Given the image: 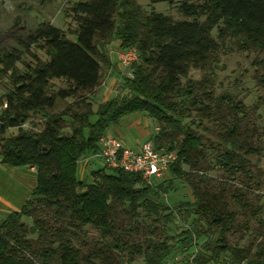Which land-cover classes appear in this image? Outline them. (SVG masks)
Here are the masks:
<instances>
[{
	"label": "trees",
	"instance_id": "1",
	"mask_svg": "<svg viewBox=\"0 0 264 264\" xmlns=\"http://www.w3.org/2000/svg\"><path fill=\"white\" fill-rule=\"evenodd\" d=\"M150 2L179 4L184 20L148 12L138 0H75L69 11L75 40L41 23L27 41L18 38L31 62L0 50V84H11L0 97V162L37 173L31 198L0 225V264H168L195 251L197 264L222 256L230 264H264L257 195L264 132L243 101L216 93L209 76L229 47L258 55L256 79L264 89V0ZM113 43L137 50L134 77L123 76L126 96L94 110L91 97L103 71L113 67ZM192 71L204 76L195 80ZM54 81L66 87L56 88ZM140 114L157 124L154 149L177 154L169 186L164 179L149 185L141 174L105 167L93 171L90 181L81 179L80 165L100 151L101 138ZM13 129L17 134L7 137ZM216 169L221 179L210 175ZM175 179L192 191L193 202L179 207L194 218L171 235L175 213L163 194ZM252 220L258 226L242 247Z\"/></svg>",
	"mask_w": 264,
	"mask_h": 264
},
{
	"label": "rangeland",
	"instance_id": "2",
	"mask_svg": "<svg viewBox=\"0 0 264 264\" xmlns=\"http://www.w3.org/2000/svg\"><path fill=\"white\" fill-rule=\"evenodd\" d=\"M75 0H0V50L13 51L16 54H22L27 62L32 61V57L25 53V49L20 45L18 38L27 41L28 33L36 31L41 23L53 25L64 30L69 39L75 40V31L77 25L69 16V11ZM142 8L148 12L154 11L165 16L172 17L176 21L184 20V17L177 11L179 4L170 5L169 3L151 4L150 0H138ZM217 36V31L213 32ZM109 51L117 50L118 43H113L108 47ZM224 51L220 55L219 64L210 73L214 83L215 91L219 95L222 92H229L237 99L244 102L247 109L250 111L252 120L256 123L259 130L264 132V89L258 85L256 79L257 67L254 65L255 59L258 57L254 53H240L235 50ZM32 52L38 54L43 60H48L47 55L43 50L32 48ZM110 54V53H109ZM111 57V56H110ZM114 57L112 56L111 59ZM264 58V56H261ZM115 59V58H114ZM118 61V59L116 58ZM119 63V62H118ZM1 67V65H0ZM21 72L25 71L22 64H18ZM204 76L203 72L192 71L191 77L199 80ZM123 71L118 68V64H114L113 68L105 70L102 73L101 86L92 95L91 102L93 103L94 110L98 108L101 103L122 98L127 95L126 91L122 90ZM56 88L66 87L65 83L54 81ZM11 84L9 80L5 79L0 84V97L5 95ZM73 99H68L67 102H72ZM63 106V105H62ZM1 112V109H0ZM139 116L138 123H133L136 117ZM40 128L42 127L43 120L36 119ZM132 124V123H131ZM29 125V124H27ZM27 127V126H25ZM142 131V134L140 131ZM157 133V124L152 121L145 114L128 116L123 119L118 125L113 126L109 134L120 139L130 149H136L137 143L141 141V145L151 143V138ZM17 134V130L13 129L7 133V137H12ZM146 137V138H145ZM262 150L261 157L259 158L258 167L263 173L262 180L263 186L257 195L260 196V205L263 206V211L260 217L264 219V134L261 142ZM103 168L101 162L92 160L90 162H82L79 168V177L83 180H91L93 171ZM26 176L30 178V183L26 180L22 183L19 172H14L7 166L0 167V196L6 201H17V198H31L32 188L36 184V174H30L29 169L25 170ZM214 178H220L222 173L216 169L210 173ZM173 177L171 174L165 176V185L169 186ZM173 186V187H172ZM167 193L163 194V201L166 205L170 206L175 213V220L170 224L169 233L176 235L180 233L183 228L188 227L194 216L187 217L185 207H179L181 204L193 202L192 191L190 187L180 180L173 181ZM31 190V191H30ZM181 211L179 212V209ZM187 221H184V218ZM28 224H32L31 220H27ZM245 221L241 219V222ZM251 231L247 233V238L240 243L242 247L247 245V239L251 237L254 228L258 226L257 222L252 220ZM91 232L90 229H88ZM93 233V232H91ZM236 241V239H233ZM205 239L200 240V244ZM209 264H230L227 256H222V259L217 263Z\"/></svg>",
	"mask_w": 264,
	"mask_h": 264
},
{
	"label": "built area",
	"instance_id": "3",
	"mask_svg": "<svg viewBox=\"0 0 264 264\" xmlns=\"http://www.w3.org/2000/svg\"><path fill=\"white\" fill-rule=\"evenodd\" d=\"M110 55L118 59L123 76L133 79L132 64L138 60L135 48L128 50H111ZM158 130V129H157ZM100 151L82 162L97 160L103 167L110 170H123L141 174L143 179L153 185L155 181L162 180L169 173V168L176 162L177 154L174 152H158L151 143L140 145L137 149L128 148L120 139L107 134L100 140ZM197 252L189 256H177L168 264H197Z\"/></svg>",
	"mask_w": 264,
	"mask_h": 264
},
{
	"label": "crops",
	"instance_id": "4",
	"mask_svg": "<svg viewBox=\"0 0 264 264\" xmlns=\"http://www.w3.org/2000/svg\"><path fill=\"white\" fill-rule=\"evenodd\" d=\"M111 61L113 63V66H114L115 63L118 64V68L121 70V67H120V65H119V63H118V61L116 59L113 58V59H111ZM138 119H139V116L136 117L132 122H130V126L129 127H133V125H134L133 123H135L136 121H139ZM136 123H138V122H136ZM139 131H140V129H139ZM140 133L142 134V131H140ZM123 143H124V141H123ZM140 145H141V141H139L137 143L136 149L139 148ZM3 166H5V165L1 164V162H0V167H3ZM11 169L14 170V172H19L18 176L20 177L22 183H25L26 180L30 183V178H29L28 175L26 176V173H25L26 172L25 170L27 168H11ZM29 173L30 174H33V173L36 174V179H37V173H36V169L35 168L29 169ZM35 186H36V184H35ZM35 186L32 188L33 190H34ZM31 194H32V192H31ZM27 197L28 196H26V198L25 197L24 198L20 197V198L16 199L17 201H14V202L11 201L10 202V201H6L5 199H3L0 196V225L5 220V218L7 217L8 214H10L12 212H20V210L23 207V205L30 199V198H27Z\"/></svg>",
	"mask_w": 264,
	"mask_h": 264
}]
</instances>
